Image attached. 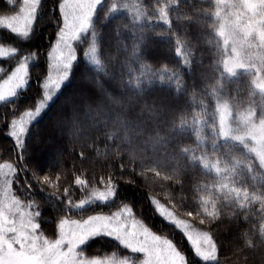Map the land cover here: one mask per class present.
<instances>
[{
	"label": "trees",
	"instance_id": "16d2710c",
	"mask_svg": "<svg viewBox=\"0 0 264 264\" xmlns=\"http://www.w3.org/2000/svg\"><path fill=\"white\" fill-rule=\"evenodd\" d=\"M63 1L45 0L49 13L44 18L49 22L36 21L26 41L0 28L1 43L21 49L20 55L36 53L41 60L32 69V84L16 100L0 105V165L13 164V193L38 214L41 234L54 238L61 216L84 218L125 206L153 230L170 236L190 258L195 257L192 250H184L188 244L184 235L157 213L158 202L210 235L218 250V261L213 264H264V205L259 209L264 204V171L248 143L215 138L210 132L212 114L197 108L205 103L210 112L217 109L213 92L220 88L238 110L260 107V101L252 97L249 75L222 77L223 53L209 1H175L170 26L147 0L140 26L123 15L107 18V7L100 8L92 32L97 34L101 64L92 68L86 60L90 32L75 46L77 57L70 77L29 126L26 150L6 134L11 121L34 111L43 97L49 53L62 27ZM20 6V0H0V17L16 13ZM179 44L189 52L190 70L183 66ZM141 68L178 74L182 89L136 84L133 79ZM92 77L94 82H90ZM85 92L88 97L76 102L75 96ZM199 114L210 123L202 142L193 128ZM203 159L215 161L231 186L247 191L259 204L242 208L221 202L216 216H203L199 207L202 187L222 183L221 177L203 167ZM43 176L50 183H44ZM77 180L83 183L77 185ZM108 183L115 188L112 201L77 207L93 200L91 193ZM93 250L103 255L122 251L106 237L97 239ZM196 261L191 264H203Z\"/></svg>",
	"mask_w": 264,
	"mask_h": 264
},
{
	"label": "rangeland",
	"instance_id": "374dc122",
	"mask_svg": "<svg viewBox=\"0 0 264 264\" xmlns=\"http://www.w3.org/2000/svg\"><path fill=\"white\" fill-rule=\"evenodd\" d=\"M7 1L12 3L14 0ZM20 1L22 5L23 0ZM145 1L146 0L63 1L60 7L61 17L62 12L64 11H74L77 16V19L75 20L73 35L68 40L63 42L61 49L65 53L64 60L71 64L70 68L63 69V71L69 72L68 78L70 77L77 57L75 46L78 42L81 41L82 37H86L90 32L92 33V35L90 47L86 53V60L92 68L97 64H101L98 59L99 50L97 48V34H94L92 32L93 21L97 17L96 15L98 10L106 6L107 18L116 15H123L128 17L131 21L139 23L137 26H140L145 20L143 16L144 11L146 10ZM147 1L152 7V11L155 14H159L160 19L166 25L170 26L171 17L169 13L171 8L175 6V1L177 0ZM204 1H209L213 5L214 14L217 19L215 32L218 38V44L223 53L220 64L222 77L228 79H242V76L249 75L252 88V97L260 101V107L258 109H255L254 107H242L241 110H238L224 98L222 88H220L213 92V97L215 98L217 109L210 112L209 108H206L205 103L198 104L197 108L198 110H201L205 113L212 114L213 128H211L210 132L215 138L219 137V139L222 140L235 139L243 143V145L244 143H248L250 152L255 156L264 171V0ZM44 3L45 0H41V3L39 4L37 10L35 22L32 27V32L34 31L36 21H40L43 24L49 22L47 18H44L45 15L47 16V12L49 13V7L47 5L45 6ZM18 12L19 10L16 11V13ZM16 13L14 12L11 15H15ZM62 19V27L59 33H61L65 29L66 20L63 17ZM0 28L9 31L8 28H4L3 26H0ZM9 32L19 37L23 41L28 40V38L32 34L31 32L30 36L25 38L21 35H17L14 31ZM1 42L2 39L0 36V55L13 51L14 54L10 53L6 56L0 57V62H2V64H0V105L9 101L16 100L21 92L29 87L35 77L33 75L32 69L35 66L41 64V60L38 54L26 52L25 54L20 55L22 53L21 49L15 48L11 45H6L5 43ZM55 47L56 45L53 47V49ZM178 47L181 58L183 60V66L187 67L190 70L192 62L189 58L190 56L188 50L185 49L182 44H179ZM53 49L51 50V52L53 51ZM117 49L118 52L122 54L121 49L119 47H117ZM25 59H27L28 63L27 85L25 88L18 90L15 95H9V93L15 91L16 87L18 86V82L14 81L13 77L16 75V69L24 64ZM48 63V77L51 76L53 79H55L59 73L54 67L55 61L50 56L48 58ZM110 76L111 75H109V77ZM68 78L62 81V86L66 83ZM133 80L136 82V84H139L142 81L146 85H165L168 87H173L177 91L182 89L180 76L167 70H164L160 73H153L151 71L142 70L141 68L137 71L136 76ZM91 81L94 82L95 78L92 77V79H90V82ZM42 90L44 91L43 86ZM57 92H54L53 95ZM88 95V92H85L82 95H76V102H83V100H85ZM36 118L37 117H35L30 122L29 126L34 122V120H36ZM209 126L210 123L206 121L205 116L202 114H199V116L193 120L194 133L200 137V142L203 141V133H205V135L208 134L206 130ZM50 155L51 154H48L47 156L49 157ZM5 164H11V162H7L2 165ZM202 164L207 171L215 173L222 179V183L217 186H209L207 189L204 188V186L202 187L201 192L204 193V195L199 200V207L201 208V213L203 216H216L220 209L219 207L221 202L225 204L233 203L242 208L247 207L252 203L253 205H256L258 203L257 200L250 197L247 191L231 186L230 182H228L226 179L225 171L220 168L215 161H208L203 159ZM12 168L14 169L13 166ZM7 171V169L0 170V203H2L6 198H17V196L13 193L15 171L7 177V179L11 181L10 187L6 186L4 183V173ZM93 193H91V195ZM112 199L113 197L108 199L106 202H103L93 198V200L89 201H91L90 203L96 201L97 203L106 204L112 201ZM19 201L24 205L25 210L31 211L33 213L35 222L38 223V214L33 212L30 206H27L21 200ZM90 203H86V206ZM259 205V209L261 210L264 204ZM125 208L131 210L130 214L127 212L124 213V215L127 217V222L130 225L128 234H125L127 236L129 247L123 246L120 240L112 238V235L110 234L95 235L94 238L90 239L88 243L83 246V257L89 260L98 259L105 262V264H108V262H111V264H143V261L147 258V256L146 254H140L138 249H140L144 245L145 241H151L152 244L155 245V247L153 248V252L156 253V256L154 257V264H171V261H173L177 256L181 258L179 264H191V261L196 260V262H203V264H213L218 261L217 247L215 246L212 238L208 233L199 230L191 221L177 217L172 212V210L159 204L158 202H155L157 213L162 216L166 222L174 225L178 229V231H180L184 235L185 239L186 237H188L186 239L188 244L186 246H183L184 250L193 251V246L190 244L189 240L192 238V234L195 232L202 237L210 238V247H214L215 249V260L206 261L201 258L200 254L194 251L193 254L195 257L192 256V258H190L189 253H187L186 251L183 252L180 249V246L175 243L170 236L159 234L150 227V223H146L143 219L137 217L136 213L131 208L125 206L109 214H93L84 218L61 216L59 218V223L56 228L54 238L44 236L40 232L42 240L47 239L50 242H55L59 238V228L63 230H74L80 222L87 221L91 217H110ZM133 230L135 231V233H138L135 238H133V235H131L133 233ZM261 232L264 234V225L262 226ZM101 237H106L114 240L121 247L122 251L116 253H107L104 255L98 254L97 251L93 250V245L94 242ZM130 248L132 250H130ZM157 249H159V253H157ZM200 251L202 252L203 249H200Z\"/></svg>",
	"mask_w": 264,
	"mask_h": 264
},
{
	"label": "snow or ice",
	"instance_id": "6c2138e0",
	"mask_svg": "<svg viewBox=\"0 0 264 264\" xmlns=\"http://www.w3.org/2000/svg\"><path fill=\"white\" fill-rule=\"evenodd\" d=\"M41 0H23L19 12L15 15L0 17V26L14 31L17 35L25 38L30 36L35 22L37 10ZM62 17L66 20L65 29L59 33L56 47L49 56L55 61L54 67L58 71V76L53 79L51 76L43 84V97L33 110L25 111L17 120H12L10 131L6 133L14 138L21 149H25V138L29 130L30 122L41 114L62 86V81L68 78L69 72L63 71L70 68L71 64L64 60L65 53L61 50L63 42L72 35L77 19L74 11L62 12ZM13 52H8L6 56ZM74 59V57H73ZM28 79L27 59L23 65L16 69L14 81L18 82L15 91L9 95H15L18 90L25 88ZM7 169L4 173L6 186L10 187L11 181L7 177L15 170L11 164L0 165V170ZM44 183H50L48 176H43ZM37 182H41L37 178ZM83 183L77 180V185ZM93 198L106 202L114 197L115 188L108 183L103 190L92 194ZM87 202H80L77 207L83 209ZM130 209H123L110 217H91L87 221H82L74 230H63L59 228V238L55 242L43 239L40 234V224L35 222L31 211L25 210L24 205L15 197L6 198L0 203V264H105L101 260H89L82 256V248L95 235L110 234L112 238L120 240L125 247H129L127 236L129 224L125 212L130 214ZM133 238L138 233L133 230ZM188 237H186L187 239ZM193 246V251L201 255L204 260H215V249L210 247L211 241L208 237H202L198 233H193L189 240ZM155 245L151 241H145L144 245L138 249L140 254H146L147 258L143 264H154L156 253L153 252ZM200 249H203L201 252ZM130 250H132L130 248ZM159 253V249H157ZM180 257H176L171 264H179ZM111 264V262H108Z\"/></svg>",
	"mask_w": 264,
	"mask_h": 264
}]
</instances>
